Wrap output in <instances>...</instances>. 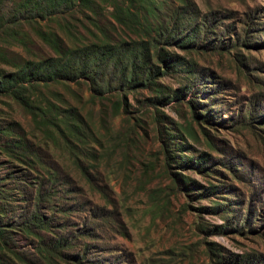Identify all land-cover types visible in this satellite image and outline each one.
I'll return each mask as SVG.
<instances>
[{
    "label": "rangeland",
    "instance_id": "1",
    "mask_svg": "<svg viewBox=\"0 0 264 264\" xmlns=\"http://www.w3.org/2000/svg\"><path fill=\"white\" fill-rule=\"evenodd\" d=\"M182 1L193 12L187 33L203 36L205 19L210 42L187 50L169 48L181 65L158 83L172 97L192 81L185 64L195 63L197 72H211L198 94L145 108L142 102L152 93L121 92L118 112L112 107L116 93L93 97L85 82L39 86L32 94L36 105L71 114L67 123L58 121V128L48 126L47 131L16 100L0 96V122L16 123L34 152L68 175L96 212L99 237L110 247L101 256L87 255L99 264H264V0H150L132 11L142 28L155 34L173 25ZM97 3L91 15L111 41L135 39L111 18L113 3L122 6L123 0ZM75 17L70 21L77 38L91 41L84 27L97 29L81 12ZM243 23H258L249 31L257 46L242 49L240 59L222 44L241 33ZM17 31V41L0 35V51L9 60L0 61V69L6 72L15 71L14 64L52 55L27 26ZM213 82L222 88L210 91ZM195 114L209 116L205 120ZM4 145L0 135V212L11 231L9 247L24 254L31 251L30 240L13 224L22 198L31 191V177L27 182L16 177L35 173L9 157ZM183 156L202 157L206 171L181 167V161H188ZM86 161L97 174L96 187L78 167ZM248 208L253 217L247 227ZM234 216L242 221L232 225Z\"/></svg>",
    "mask_w": 264,
    "mask_h": 264
},
{
    "label": "trees",
    "instance_id": "2",
    "mask_svg": "<svg viewBox=\"0 0 264 264\" xmlns=\"http://www.w3.org/2000/svg\"><path fill=\"white\" fill-rule=\"evenodd\" d=\"M149 1L123 0L122 6L113 3L112 20L135 35V39L113 42L91 15L95 13L97 2L105 0H0V35L17 41V30L27 26L52 52L48 57L27 60L21 65L14 64L15 71L12 72L0 69V96L16 100L33 121L38 126L45 127L44 130L47 131L48 126L58 128V121L67 123L71 114L59 110L53 112L51 106L36 105L32 94L38 91L39 86L85 82L90 85L93 97L116 93L118 99L112 107L118 112L123 106L121 92L142 90L152 93L153 96L142 102L145 108L167 106L173 101L187 99L190 93L198 94V87L207 83L211 72L203 69L197 72L195 63L185 64L183 69L187 70L186 76L192 81L173 91L172 97L167 95V89L158 82L173 68L181 65L178 64L177 57L169 52V48L187 50L194 46L199 47L203 41L210 42L207 36L211 32L208 31L205 19L200 27L203 36L194 38L189 34L190 31L187 33V22L192 18L190 14L193 12L182 1L183 6L178 7L173 16V25L151 34L148 29L142 28L138 15L132 11ZM79 12L97 29V33H94L84 27L92 38L91 41L84 42L77 38V29L70 20H76L75 16ZM78 22L83 27V22ZM252 24L258 23H243L241 33L223 43L222 47L229 52L237 51L240 59L243 58L240 54L242 49L257 46L256 39L249 32L254 29L255 25ZM208 46L207 44L204 47ZM0 61L9 62L1 51ZM222 86L219 83L209 89L217 91ZM191 104H194L193 101ZM195 115V118L205 120L209 116ZM185 130L193 137L189 129ZM203 131L205 132L204 129ZM0 135L5 138V153L35 173L32 176L26 171L25 175L16 177L17 180L26 182V177H31L30 182L28 181L31 191L22 198L23 203L13 224L23 236L29 238L31 251L19 254L9 247L11 231L5 228L8 225L3 223L4 217L0 212V264H16L10 255L20 264H99L97 261L93 262L90 254L97 252L98 256H101L110 247L99 237L98 229L101 226L95 222L96 212L88 208L86 200L80 195L81 190L53 162L34 152L32 144L25 141L24 133L16 123L0 122ZM207 144L213 147L210 142ZM167 152L166 157L170 161L172 157L169 155L170 151ZM84 154L89 157L88 152ZM174 156L180 155L174 153ZM182 159L188 161H181V167H199L206 171L202 157L193 160L192 157L183 156ZM78 167L86 181L95 186L97 174L90 170L92 165L86 161ZM8 177L14 179L15 175L10 174ZM248 211L244 224L247 227L253 217L249 208ZM238 219L234 216L231 224H236ZM241 221L242 219H239V223ZM235 230L243 231L241 226L236 225Z\"/></svg>",
    "mask_w": 264,
    "mask_h": 264
}]
</instances>
